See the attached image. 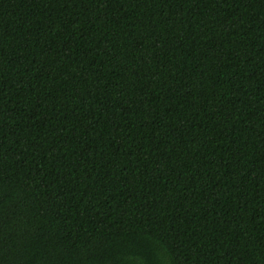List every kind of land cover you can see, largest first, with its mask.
Wrapping results in <instances>:
<instances>
[{
    "label": "trees",
    "instance_id": "obj_1",
    "mask_svg": "<svg viewBox=\"0 0 264 264\" xmlns=\"http://www.w3.org/2000/svg\"><path fill=\"white\" fill-rule=\"evenodd\" d=\"M0 264H264V0H0Z\"/></svg>",
    "mask_w": 264,
    "mask_h": 264
}]
</instances>
